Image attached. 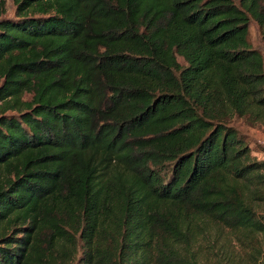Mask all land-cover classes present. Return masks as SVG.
<instances>
[{
    "label": "trees",
    "instance_id": "16d2710c",
    "mask_svg": "<svg viewBox=\"0 0 264 264\" xmlns=\"http://www.w3.org/2000/svg\"><path fill=\"white\" fill-rule=\"evenodd\" d=\"M14 3L0 264L217 263L207 225L261 255L264 162L230 123L264 109V0Z\"/></svg>",
    "mask_w": 264,
    "mask_h": 264
},
{
    "label": "rangeland",
    "instance_id": "374dc122",
    "mask_svg": "<svg viewBox=\"0 0 264 264\" xmlns=\"http://www.w3.org/2000/svg\"><path fill=\"white\" fill-rule=\"evenodd\" d=\"M5 11L2 17L6 18H16V6L14 0H5ZM249 43L252 48L260 51L264 55V38L262 31L260 30L258 24L251 20L250 23V35ZM181 64H184V61L179 58ZM231 126L236 128L244 138L246 144H248L252 150V155L257 162H264V109H252L245 116L234 115L231 120ZM255 211L259 217L264 216V201L259 202L256 205ZM206 236H209L211 239H214L215 242L226 243L227 251L223 254L221 251H216L214 258L217 259V263H208V264H264V239L261 238L260 241V250L261 255L252 254L247 255L243 250L237 247L234 239L228 238L226 233L218 230L217 226L207 225L206 226ZM263 254V255H262ZM219 256H222V260L219 259Z\"/></svg>",
    "mask_w": 264,
    "mask_h": 264
}]
</instances>
